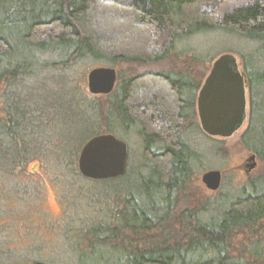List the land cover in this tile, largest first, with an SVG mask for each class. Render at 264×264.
<instances>
[{"label":"trees","instance_id":"obj_1","mask_svg":"<svg viewBox=\"0 0 264 264\" xmlns=\"http://www.w3.org/2000/svg\"><path fill=\"white\" fill-rule=\"evenodd\" d=\"M23 1L18 6L20 0H0V83L6 97L0 118V162L5 168L29 160L41 164L43 154L81 177L76 168L81 147L75 137L68 134L57 142L48 138L53 130L57 133L50 123H57L53 114L58 100L49 107L38 100L27 105L31 98L42 99V85L40 93L33 94L28 86L24 94L25 79L50 68L61 84L63 75L89 62L165 63L179 39L212 29L235 32L253 43L239 54L248 99L247 124L239 143L264 162V0H26L31 8L38 3L36 9H28ZM189 60L194 69L172 70L167 63L160 72L125 78L119 71L106 95L107 106L98 107V112L75 84L91 120L98 117L103 123V131L88 139L113 135L118 127L122 132L134 128L146 174L130 178L125 169L123 175L105 179L129 182L127 192L134 198H129L118 220L110 215L107 223H101L105 217L83 231L88 236L84 247L76 241L71 248L74 264H264V243L258 239L246 245L253 259L230 253L235 234L246 231L254 237L264 229V173L237 187L238 195L231 200L216 199L212 204L205 200L189 209L187 200L178 197L201 156L184 138L186 130L195 129V98L205 77L197 66L201 59ZM140 235L147 236L143 248L131 247ZM25 257L0 249V264H23Z\"/></svg>","mask_w":264,"mask_h":264},{"label":"rangeland","instance_id":"obj_2","mask_svg":"<svg viewBox=\"0 0 264 264\" xmlns=\"http://www.w3.org/2000/svg\"><path fill=\"white\" fill-rule=\"evenodd\" d=\"M6 1L10 3L12 0ZM21 5L22 0L18 6ZM23 5L28 9H36L35 7L39 4L35 3L34 8H31V3L28 4L24 0ZM14 14L17 15V12ZM253 47L252 42L235 32L212 29L179 39L175 51L170 53L165 63L162 61L139 66L119 64L105 65V67L114 68L116 73L120 71V78H125L130 74L144 71L160 72L164 70L163 67L167 63L168 68L178 71L190 67L194 69L189 60V56H194L201 59L197 66L206 75L211 62L224 53L234 54L241 68L239 54L246 53ZM175 55L178 57L174 58ZM96 65L93 62L84 63L74 69L75 74L73 70L63 75L61 84H58L56 74L50 68L40 76L24 80L23 83L26 86L22 89L24 94L27 93L28 86L33 94L40 93L38 86L42 85V99L31 98L26 102L27 105L31 103L34 105L36 100L46 104V107H49L56 99L59 102L53 114L55 119L57 117V123L55 120H53L54 123H50L55 126L57 133L53 130V136L48 137L49 141L57 142L59 137L67 138L68 134H71L77 141L76 146L81 147L90 136L103 131L100 118L93 117L94 120H91L88 114L90 109L85 105L79 92L74 89L75 84H78L88 104L96 107L95 112H98V107L104 110L108 97L101 94L94 95L87 90V73L98 65L103 66ZM5 100L4 86L0 83V118L4 116L2 106ZM91 113L93 116L94 112ZM194 121L195 129L186 130L184 138L199 150L201 156L199 162L193 165L194 170L187 189L178 195V197L181 196L180 200L182 196L187 200L189 209L197 203H204L205 200L212 204L216 199L222 202L223 199H234L238 195L237 187L246 185L250 179L264 173V162L258 159H255L254 169L248 173L244 172L246 163H250L247 160L250 152L241 146L239 139L247 120L241 128L226 138L206 135L201 130L197 118ZM71 128L75 130L69 133L68 129ZM117 129L113 135L127 146L128 176L135 178L140 174H146L140 139L134 128L129 132H122L119 127ZM39 154L41 155L42 152ZM40 158H42L41 164L36 160H29L25 164H16L7 168L1 164L3 162H0V249L27 256L23 264H34L37 261L47 264H74L75 259L69 258L71 248L72 246L74 248L73 244L76 241H79L78 247H84L88 236H85L83 231L91 225L97 226L105 217L106 220L101 223H107L110 215L115 219L117 217L118 220L120 214L126 209L129 198H134V193L130 191V195L128 194L127 191L131 188L130 183L123 181L122 178L107 181L78 177L70 175L65 168L56 163L55 156L54 162L46 156L43 157V154ZM209 170L221 172L220 186L214 191L207 189L201 182V175ZM250 239H258L264 243V229L257 231L254 237H249L246 231L235 234L231 240L230 253L241 257L242 260L253 259L245 250ZM119 240L118 238L113 244L118 243ZM136 240L130 246L134 248L138 245L143 248L142 242L147 240V236L140 235Z\"/></svg>","mask_w":264,"mask_h":264},{"label":"water","instance_id":"obj_3","mask_svg":"<svg viewBox=\"0 0 264 264\" xmlns=\"http://www.w3.org/2000/svg\"><path fill=\"white\" fill-rule=\"evenodd\" d=\"M117 73L112 67L99 66L86 75L87 90L91 94H109L116 83ZM196 116L201 130L210 137L226 138L242 127L247 120L248 99L246 79L237 58L232 53L216 57L210 65L195 98ZM127 146L110 133L86 140L76 158L79 174L87 179L105 180L123 175L126 169ZM246 171L255 168V155L249 154ZM201 182L211 190L221 183V172L209 170L201 175ZM34 264H47L37 261Z\"/></svg>","mask_w":264,"mask_h":264},{"label":"flooded vegetation","instance_id":"obj_4","mask_svg":"<svg viewBox=\"0 0 264 264\" xmlns=\"http://www.w3.org/2000/svg\"><path fill=\"white\" fill-rule=\"evenodd\" d=\"M249 154H252V153H249ZM247 165H248V163H246V165H245V166H246V168L244 169V172H245V173H248V171H246V169H247Z\"/></svg>","mask_w":264,"mask_h":264}]
</instances>
